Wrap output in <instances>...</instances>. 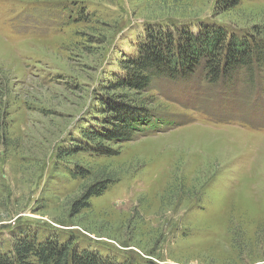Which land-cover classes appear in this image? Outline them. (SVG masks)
Segmentation results:
<instances>
[{"label": "rangeland", "instance_id": "374dc122", "mask_svg": "<svg viewBox=\"0 0 264 264\" xmlns=\"http://www.w3.org/2000/svg\"><path fill=\"white\" fill-rule=\"evenodd\" d=\"M215 2L0 0V249L17 234L74 236L102 256L264 264V63L215 82L203 63L157 73L140 94L115 91L149 111L142 132L103 141L108 155L81 134L103 112L100 84L148 32L219 25L264 41V0ZM98 178L115 182L72 214Z\"/></svg>", "mask_w": 264, "mask_h": 264}, {"label": "trees", "instance_id": "16d2710c", "mask_svg": "<svg viewBox=\"0 0 264 264\" xmlns=\"http://www.w3.org/2000/svg\"><path fill=\"white\" fill-rule=\"evenodd\" d=\"M238 1L216 0L214 8L219 10L218 13L228 11L235 7ZM171 30L166 28L163 32L162 29H154L151 33L148 32V41L147 44H142V52L129 58L125 56L117 70L111 72L109 80L100 84V93L106 94L104 104L101 105L103 112H93L95 123L92 122V129L81 132L87 142L95 143L93 145L99 149V153L108 155L109 148L103 141L113 144L125 141L137 131L142 132L144 125L148 123L144 118L149 112L147 109L142 105L130 104L124 100L126 96L116 94L115 91L126 90L140 94L150 86L151 79L158 77L157 73L172 77L181 74L185 76L193 74L202 63L205 77L213 82L236 71L250 68L252 71L255 58L259 61L258 65L264 63V41L255 36L256 32L254 34L246 31L242 34L243 31H237L240 38L229 26L209 25L199 31V34H186L181 39V34L180 38H174ZM0 113L1 125L4 120L3 113ZM0 143H3L1 129ZM69 151L66 153H71ZM87 173L83 169H77L72 175L82 179ZM114 182L107 178H98L89 184L84 194L73 201L72 214L76 215L82 209L88 208L90 198L101 195ZM0 264L157 263L138 255L120 258L102 256L88 248L79 247L74 236L66 240L57 237L40 240L30 234H17L12 236L7 248L0 249Z\"/></svg>", "mask_w": 264, "mask_h": 264}]
</instances>
